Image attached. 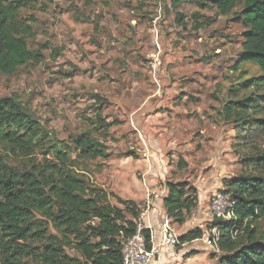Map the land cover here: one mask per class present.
<instances>
[{
  "label": "rangeland",
  "instance_id": "1",
  "mask_svg": "<svg viewBox=\"0 0 264 264\" xmlns=\"http://www.w3.org/2000/svg\"><path fill=\"white\" fill-rule=\"evenodd\" d=\"M241 8L222 15L174 0H40L22 15L33 26L29 48L43 60L0 73V98L14 97L59 144L92 130L109 156L71 152L74 170L113 204L121 197L142 209L159 200L166 180L196 185L201 197L186 224L170 223L178 233L209 231L211 198L241 169L223 115L229 88L264 74L239 64ZM6 149L0 143V156L13 154Z\"/></svg>",
  "mask_w": 264,
  "mask_h": 264
},
{
  "label": "trees",
  "instance_id": "2",
  "mask_svg": "<svg viewBox=\"0 0 264 264\" xmlns=\"http://www.w3.org/2000/svg\"><path fill=\"white\" fill-rule=\"evenodd\" d=\"M39 1L0 0V73L43 60L40 50L29 48L33 26L22 15ZM183 2L222 15L240 5L234 12L245 26L239 64L253 63L264 72V0H174L176 6ZM229 97L223 115L234 125L232 146L241 169L224 178L220 191L235 202L236 218L209 224L220 229V253L212 256L216 264H264V74L232 84ZM54 138L14 97L0 98V143L13 151L0 156V264H124L123 241L137 231L140 205L116 196L119 205L113 204L110 193L75 173L71 152L91 160L109 156L92 130L67 143ZM165 187L166 213L183 225L198 206V189L188 180H166ZM235 227L243 232L233 238ZM203 233L196 227L180 239L193 241Z\"/></svg>",
  "mask_w": 264,
  "mask_h": 264
},
{
  "label": "built area",
  "instance_id": "3",
  "mask_svg": "<svg viewBox=\"0 0 264 264\" xmlns=\"http://www.w3.org/2000/svg\"><path fill=\"white\" fill-rule=\"evenodd\" d=\"M235 202L222 191H217L208 205L209 222L215 220L233 221ZM157 208L146 201L137 219V231L133 236L123 241L124 264H154L161 256H170L191 244L203 243L212 253L219 254L220 229L212 226L204 231L201 238L183 242L181 234L173 228L166 212L159 213ZM144 229L149 230L146 237ZM204 230V229H203ZM243 232V228H234L232 237L236 238Z\"/></svg>",
  "mask_w": 264,
  "mask_h": 264
},
{
  "label": "crops",
  "instance_id": "4",
  "mask_svg": "<svg viewBox=\"0 0 264 264\" xmlns=\"http://www.w3.org/2000/svg\"><path fill=\"white\" fill-rule=\"evenodd\" d=\"M197 189L200 190V188H197ZM166 193H167V190H166V187L164 186L162 196L159 197V200L157 202L154 201V203H153L155 208L159 209L162 212H166L164 204H163V199H164ZM198 196H199V198L201 197L200 191H199ZM200 201H201V199H200ZM185 224L186 223H184L183 226ZM176 225H179V224H176ZM184 232H186V231H183L180 234H183ZM193 251L196 252V250H193ZM188 253L189 252L186 251V248H184L182 250H178V252H176L173 255L159 257L154 264H216L217 257L213 258V256H212L213 253L211 251H209L207 253L206 252H198L197 254H195L193 256H188L189 255Z\"/></svg>",
  "mask_w": 264,
  "mask_h": 264
}]
</instances>
